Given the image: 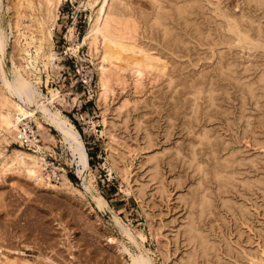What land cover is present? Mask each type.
<instances>
[{
    "label": "rangeland",
    "instance_id": "1",
    "mask_svg": "<svg viewBox=\"0 0 264 264\" xmlns=\"http://www.w3.org/2000/svg\"><path fill=\"white\" fill-rule=\"evenodd\" d=\"M1 1L5 9L0 11V25L8 29L14 20L15 1ZM88 1L63 2L54 29L57 59L49 61V77L41 67V90L48 96V86L59 90L54 106L80 132L90 171L78 174L76 159L58 131L41 118L38 122L26 119L31 126L29 139L35 134V143L13 141L5 150L8 154L14 149L32 153L39 150L38 145L47 147L40 153H45L44 174L50 175L51 186L36 185L13 168L0 173V264H5L6 257L19 260L22 255L29 264H131L124 246L133 254L148 251L154 264H189L193 256H197V264H264V92L258 90L254 98L244 92L247 89L242 90V80L237 83L219 74L214 78L216 106L207 109L208 104L202 101L196 121L183 81L190 86L203 74L207 79L216 75L218 56L212 47L219 53L223 46L192 40L175 54L163 46L148 45L145 66L178 75L174 93L166 78L152 81L151 75L136 88L131 75L126 89L118 86L116 95L103 108L97 103V72L87 48L80 46L77 54L69 50L80 45L88 30ZM226 2L236 12L245 6L243 0ZM261 13L264 16V8ZM70 27H74L76 39H68ZM225 51L228 56L230 47ZM247 53L236 55L237 69L240 76L250 79L255 72L248 69V60L253 58ZM13 54L19 57L10 40L4 64L9 75ZM104 54L121 67L140 62L139 53L132 52L128 44L117 47L116 52L106 46ZM258 60L264 67V50ZM126 99L130 105L118 115L116 108ZM201 129L216 142L214 149L199 142ZM213 150L219 162L234 160L240 183L246 182L244 188L240 185L224 197L234 211L222 204L217 185L212 179L208 182L202 172L217 161ZM63 174L72 186L62 184ZM86 176L91 179V190L85 187ZM206 184L212 187L214 205L211 214L199 218L196 195ZM98 194L108 203L105 210L97 206L94 196ZM241 210L246 213L242 215ZM194 217L214 247L208 256L187 235Z\"/></svg>",
    "mask_w": 264,
    "mask_h": 264
},
{
    "label": "bare ground",
    "instance_id": "2",
    "mask_svg": "<svg viewBox=\"0 0 264 264\" xmlns=\"http://www.w3.org/2000/svg\"><path fill=\"white\" fill-rule=\"evenodd\" d=\"M14 1V20L10 21L8 29L0 25V173H6L13 168L18 174L23 173L26 178L33 180L36 185L49 187L51 186L50 175L44 174L47 166L43 155L45 153H40L47 147L38 145L39 150L32 153L14 149L11 154L6 152L5 147L13 141L29 143L30 136L27 130H31V126L26 119L31 118L36 122L43 119L46 124L58 131L64 142L69 145L78 165V174L83 176L90 171L89 155L80 132L70 119L54 106L55 101H58L60 97L59 90L48 86L49 96L41 90L43 82L41 67L47 73L49 61L57 59L54 52V29L60 18V8L66 0ZM243 2L245 6L243 8L238 6L241 8L236 12L232 6V8L227 6L226 0H89L86 5L91 9L88 30L80 45H74L69 50L77 54L80 46L87 48L88 56L92 58L97 72V103L105 108L110 98L116 95L115 89L118 86L123 85L126 89L131 75L135 77L136 88L151 75L152 81L166 78L168 88L174 93L178 75L174 72L169 73L165 69L145 66L144 62L147 60L145 55L150 50L148 45L163 46L173 54L192 43V40L222 45L223 49H220L219 53L212 47L214 56H218L216 68L219 72L216 75L207 79L203 74L201 80L194 81L190 86H186V82L183 81L185 90L191 95L189 108L198 121L202 101L208 104L207 109L216 106L215 92L218 89L214 78L219 74L221 77L228 75L237 83L242 80L240 83L242 90L247 89L244 92L248 91L247 93L254 98L258 90L264 92V67H261L262 64L258 60L264 50V22L261 21L264 16L260 15L264 8V0H243ZM4 9L1 1L0 11ZM7 11H10V8H7ZM74 32V27H70L68 39L75 38ZM10 40H13L18 48L19 57L15 54L11 56L13 67L9 75L4 64ZM124 44H128L132 52L139 53L140 62L137 65H131L129 68L121 67L106 58L104 47L110 46L113 52H116L117 47ZM227 46L231 49L228 56L225 51ZM245 50L253 58V60L246 59V62L247 60L248 63L250 62L248 69H254L255 72V77L250 79L249 76H240L237 69L239 61L236 55ZM47 76L49 77L48 73ZM205 80L210 81L208 86H205ZM129 105L130 101L124 100L116 108L118 115H121ZM103 124L107 125L106 118ZM190 124H188L189 127ZM32 136L34 139L30 141L34 144L37 137L35 134ZM146 137L147 142L151 144L150 135L147 134ZM198 138L201 144L206 142L210 148H215L216 142L204 129H201ZM212 152L217 161L211 169L204 168L202 172L208 182L212 179V182L217 185V193L222 204L228 206V200L224 197L233 189H238L240 185L244 188L246 182L240 183L239 169L237 170L234 165V160L224 159L223 162H219L216 152L214 150ZM60 177L65 187L72 186L71 181L64 174ZM87 179L89 178L86 176L85 187L91 190V179ZM207 184L196 195L195 203L198 206L199 218L208 213L211 214L214 205L211 200L212 187ZM139 193L142 194V190ZM94 198L100 210L107 208L108 203L102 196H94ZM233 208L228 206L229 211H234ZM240 213L244 215L246 212L241 210ZM115 220L120 222L117 217ZM199 221L195 217L192 218L187 235L198 244L202 250L201 253L208 256L214 247L211 246L208 237L200 232ZM127 235L133 240L132 234L127 233ZM143 240L144 237H142ZM124 250L129 253L131 264H154L153 258L146 250L141 251L140 254L131 253L126 246ZM163 257L166 258L167 254H163ZM196 257L193 256L188 263L197 264ZM5 259H7V261L4 260L5 264H16L15 261L19 262V260L22 261L20 264L30 263L23 258V255L18 257L19 260H8L7 257Z\"/></svg>",
    "mask_w": 264,
    "mask_h": 264
}]
</instances>
